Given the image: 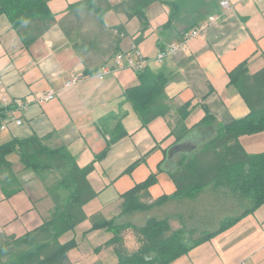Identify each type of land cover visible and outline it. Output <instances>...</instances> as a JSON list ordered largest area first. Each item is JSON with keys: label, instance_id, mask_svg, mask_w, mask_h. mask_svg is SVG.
Segmentation results:
<instances>
[{"label": "crops", "instance_id": "0c3cea01", "mask_svg": "<svg viewBox=\"0 0 264 264\" xmlns=\"http://www.w3.org/2000/svg\"><path fill=\"white\" fill-rule=\"evenodd\" d=\"M80 1L47 0L57 23L30 45L25 44L9 15L0 13V119L9 122L0 130V136L4 143L14 138L39 137L49 148L64 146L81 167L94 163L89 178L97 196L85 205L89 216L85 221H89L90 229L81 235L77 232L80 223L73 234L67 239L61 236L60 241L76 240V246L68 252L73 264H116L118 258L112 247L96 251L113 233L91 230V216L100 213L120 224L128 222L123 218L126 214L121 209V196L151 174H156L157 181L149 188L147 198L157 200L166 196L174 202L177 186L171 172L181 166L183 153L174 159L167 157L176 141L171 135L174 110L143 125L128 101L126 91L139 83L141 72L121 66L104 78L100 75L105 68L114 67L117 53L140 49L151 59L148 70L168 78L167 96L176 105L192 103L186 119L190 131L183 141L189 150L196 146L193 152L198 153L220 128L250 113L238 89L229 84V73L245 61L251 72L264 67V0H229L230 9H224L221 0H204L206 3L200 9L202 20L198 23L207 22L205 32L163 62L155 59L157 53L179 44L183 34L195 28L171 17L170 2L175 0H159L147 8L150 28L140 42H136L141 28L139 18L115 10L104 14V28L89 16L74 24L77 28L69 38L62 24L69 22L65 17L69 6ZM108 1L118 5L125 0ZM211 15L221 17L210 22ZM119 25L124 26L126 34L112 55L111 33L117 34ZM82 41L88 46L81 47ZM76 43L80 46L76 47ZM74 75L79 80L66 86ZM50 92L55 97L44 100L43 96ZM207 116L211 118L203 121ZM17 120L23 123L17 124ZM121 130L127 135L112 143L106 155L96 160ZM258 134L263 147L251 151L252 138ZM239 139L248 153L264 152V131ZM133 164L136 165L126 172ZM30 173L31 170L20 172L24 189L10 197L0 187V234L23 236L40 227L54 209V202L39 178L34 175L23 180ZM261 209L264 212V206ZM253 213L256 210L249 214ZM259 214L254 225L242 224L250 219L243 217L170 264H264V216ZM126 237L127 246L135 249L137 243L132 233L127 232ZM235 238L239 241L235 242Z\"/></svg>", "mask_w": 264, "mask_h": 264}, {"label": "trees", "instance_id": "16d2710c", "mask_svg": "<svg viewBox=\"0 0 264 264\" xmlns=\"http://www.w3.org/2000/svg\"><path fill=\"white\" fill-rule=\"evenodd\" d=\"M158 1L125 0L112 5L108 0H82L69 6L65 15L69 22H63L62 27L71 38L77 28L74 24L87 17L92 16L104 28L103 16L106 12L122 11L129 17L139 18L141 28L136 42H140L150 28L146 10ZM170 3L173 19H181L191 28L202 20L200 9L206 3L204 0H175ZM0 13L9 15L26 45H30L57 23L56 16L47 7V0H0ZM164 27H168V24ZM116 30L117 34L111 33L112 55L117 52L118 43L126 34L123 25L117 26ZM75 46L80 44L76 43ZM85 46L88 45L82 41L81 47ZM138 72H141L139 83L127 89L126 96L142 124L165 117L174 110L175 124H171V135L176 137L175 143L183 141L190 131L186 119L192 111V103L176 105L166 94L168 78L162 73H153L147 67ZM229 78V84L238 89L250 113L220 128L219 133L198 153L182 152L181 166L171 172V177L177 186L176 196L196 198L201 190L209 186H223L232 198L240 199L243 209L238 214L224 217L217 228L203 231L194 239L186 236L187 233L193 234V229H177L174 226L176 218L151 216L144 226L137 227L132 223L120 224L114 219L108 220L96 213L91 216V229H106L113 233L105 246L114 249L118 256L116 264H170L264 204V152L248 153L239 139L242 135L264 131V67L251 72L248 61H245L229 73ZM209 118L207 116L203 121ZM1 124L0 119V130ZM117 133L105 150L97 155L96 160L106 155L112 143L127 135L124 130ZM12 152L19 154L22 171L31 170L41 180L54 202V209L40 227L23 236L0 234V264H73L68 252L76 246V240L62 243L60 237L89 218L85 205L97 196L89 178L94 171V163L81 167L64 146L49 148L39 137L14 138L0 144V187L7 197L22 191L25 186L8 158ZM54 171L65 175L64 180L53 176ZM156 181V174H151L145 181L122 194V212L149 208L166 200L167 197L163 196L152 204L141 201L142 196L149 197V188ZM68 182L72 183V190ZM66 189L70 192L65 193ZM127 232H131L136 240L137 246L133 250L127 246ZM96 249L99 251L101 248Z\"/></svg>", "mask_w": 264, "mask_h": 264}, {"label": "rangeland", "instance_id": "374dc122", "mask_svg": "<svg viewBox=\"0 0 264 264\" xmlns=\"http://www.w3.org/2000/svg\"><path fill=\"white\" fill-rule=\"evenodd\" d=\"M258 136H261V135L258 134L256 135V137L252 138L251 146L249 147L251 151H258L260 148L263 147L261 144L262 141L260 139H257L261 137H258ZM1 143H4V141L1 140V136H0V144ZM8 158L10 162L12 163L14 170L20 174V172L22 171V164L19 159V154L17 152H12L8 155ZM52 173H53L52 174L53 176H56L59 179L64 180L65 178L64 177L65 175H63L61 172L54 171ZM34 175H35L34 172H32L30 174L24 175L22 178L23 180H26L28 178L34 177ZM67 184L69 185V189L72 190L73 188L71 186L72 183L68 182ZM69 189H66L67 191H64V192L65 193L70 192ZM227 191L228 190H226V188H224L223 186L214 185L213 188L211 187L208 190H204V191L201 190L196 196V198H190L188 196L187 197L177 196L175 197L176 200L172 203L169 199H167V200H164L163 202H160L159 204L152 205L149 208L134 209L135 211L128 212L129 214L124 213L126 214V217H123V218L128 221L126 223H133L137 227L144 226L148 221L147 218L151 216L158 217V218H164V217H171V219L176 218L175 220L177 221H174V226L177 229L181 227H184V228L186 227L187 230L193 229L194 231L193 234L187 233L186 236L192 237L194 239L197 236H199V233L203 231L214 230L215 228H217L220 221L224 217L228 215L238 214V212H240V210L243 209V204H241L240 199L232 198V196L228 194ZM141 201L147 204H152L156 200H151L145 196H142ZM262 206L256 209V213L246 215L245 218L249 217L250 219L244 220L242 224L249 225V226L254 225L256 222V219L259 218V216H261V214L259 213H262V215L264 216V212L260 211L262 210L261 209ZM121 209L124 210L123 201L121 204ZM234 209L236 210L234 211ZM133 212H136V213H133ZM133 220H136V221H133ZM87 229H90V223L88 220L84 221L78 226L77 232L82 235V232L85 233ZM91 230H96V229H91ZM69 234H73V230L68 231L65 234H63L62 239H67V236ZM260 240L261 239H259V241ZM234 241L238 242L239 238H235ZM261 243L262 241L259 243L257 248L260 247ZM105 244L100 245L98 247L100 248L106 247Z\"/></svg>", "mask_w": 264, "mask_h": 264}, {"label": "built area", "instance_id": "2783aa9c", "mask_svg": "<svg viewBox=\"0 0 264 264\" xmlns=\"http://www.w3.org/2000/svg\"><path fill=\"white\" fill-rule=\"evenodd\" d=\"M220 4L224 9L231 8V3L229 0H222ZM220 17L221 15H211L208 21L214 22V21L219 20ZM207 26H208L207 22H200L195 28L191 29L190 31H188L187 33L183 35L182 40L179 44H171L167 48L160 50L157 53L155 59L158 62H163L168 56H174L180 50L187 47V43L190 39L194 38L195 36L203 34ZM150 61L151 59L147 58L138 48H134L129 51L119 52L117 53L115 57L114 67L105 68L103 74H101L100 76L101 78H104L105 75L112 73L113 71H115L117 68H120L121 66L131 68L135 71H142L146 68V66L149 64ZM79 78L80 77L78 75L72 76L66 81V86L74 85L79 80ZM1 90L2 89L0 88V91ZM54 97H55V94L53 92H50L46 94L45 96H43V99L50 100V99H53ZM16 122L17 124L23 123L22 120H17ZM8 123H9L8 120H5L4 122H2L1 129L6 128ZM239 264H244V263H239Z\"/></svg>", "mask_w": 264, "mask_h": 264}, {"label": "water", "instance_id": "95a60500", "mask_svg": "<svg viewBox=\"0 0 264 264\" xmlns=\"http://www.w3.org/2000/svg\"><path fill=\"white\" fill-rule=\"evenodd\" d=\"M186 143L184 141L175 143L173 146H171L167 152V157L169 159H174V157L182 152L191 153L196 148V146L192 147V150H189L190 148L186 147Z\"/></svg>", "mask_w": 264, "mask_h": 264}]
</instances>
